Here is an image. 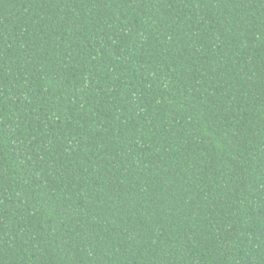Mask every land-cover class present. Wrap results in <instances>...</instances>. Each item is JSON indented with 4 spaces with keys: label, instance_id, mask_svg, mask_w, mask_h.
<instances>
[{
    "label": "trees",
    "instance_id": "trees-1",
    "mask_svg": "<svg viewBox=\"0 0 264 264\" xmlns=\"http://www.w3.org/2000/svg\"><path fill=\"white\" fill-rule=\"evenodd\" d=\"M0 264H264V0H0Z\"/></svg>",
    "mask_w": 264,
    "mask_h": 264
}]
</instances>
